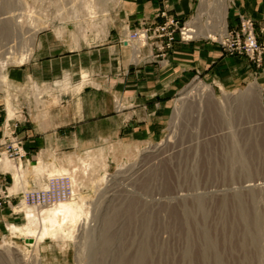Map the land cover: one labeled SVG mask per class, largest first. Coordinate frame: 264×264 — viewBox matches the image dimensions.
<instances>
[{
  "label": "rangeland",
  "instance_id": "rangeland-1",
  "mask_svg": "<svg viewBox=\"0 0 264 264\" xmlns=\"http://www.w3.org/2000/svg\"><path fill=\"white\" fill-rule=\"evenodd\" d=\"M125 1L133 0H0V90L7 89L8 70L30 60L40 33L64 27L85 37L91 31L101 34L119 17ZM157 1L160 18L170 0ZM203 1L199 0L198 11ZM207 13L201 17L203 28L210 19L212 33L221 32L215 10ZM4 25L9 29L5 36ZM199 82L211 85L219 99L227 93L229 102L200 100L194 94ZM254 82L264 102V75H256ZM251 83L228 90L204 80L192 81L176 97L169 126L159 140L101 173L86 163L80 176L72 178L75 197L63 201H78L86 214L91 204L96 205L97 222L85 228L81 225L79 231L64 235V240L51 238L31 246L23 235L30 226L27 208L51 205L27 203L23 194L12 204H4L0 208V251L14 243L43 264H134L141 254L140 264H264V110L258 103L243 100ZM178 109L179 120L175 121ZM5 159L12 167H5ZM1 160L5 171L19 169L23 176L7 155ZM249 181H261V185L246 190ZM47 187L48 183L43 189ZM105 212L113 222L110 229L105 226V232L121 229L120 242L110 248L113 256L104 258L108 263L98 255L103 252L99 237ZM14 226L20 232H13ZM250 233L259 235L260 244L253 243ZM205 237L211 246H205ZM11 260L2 262L39 264L34 257L27 262Z\"/></svg>",
  "mask_w": 264,
  "mask_h": 264
},
{
  "label": "crops",
  "instance_id": "crops-1",
  "mask_svg": "<svg viewBox=\"0 0 264 264\" xmlns=\"http://www.w3.org/2000/svg\"><path fill=\"white\" fill-rule=\"evenodd\" d=\"M228 2L229 26L243 13L264 24V0ZM159 5L157 0L125 1L119 17L98 35L47 29L39 34L30 60L8 70L7 89L0 90V142L14 132L23 153L11 159L23 176L0 164L11 204L23 193L46 187L56 172L72 179L87 163L101 173L159 140L176 97L198 72L204 81L228 90L262 76L247 56L226 54L218 42L203 37L178 40L165 58L155 57L149 46L135 58L121 41L124 30L162 21ZM168 6L185 23L206 7L201 4L198 11L199 0H170Z\"/></svg>",
  "mask_w": 264,
  "mask_h": 264
},
{
  "label": "built area",
  "instance_id": "built-area-1",
  "mask_svg": "<svg viewBox=\"0 0 264 264\" xmlns=\"http://www.w3.org/2000/svg\"><path fill=\"white\" fill-rule=\"evenodd\" d=\"M160 18L162 21L152 25L124 30L122 43H126L133 51L139 48L137 56L140 55L143 47L149 46L155 51V57L165 58L178 40L193 41L203 37L218 42L226 54L247 56L254 63L258 74L264 75V24L258 26L254 19L240 15L238 23L233 26L227 24L226 30L198 36L196 28L189 27L188 23L182 22L166 6L161 11ZM202 80L200 72L193 79V81ZM116 107L121 108L118 101ZM6 126L10 127L9 123ZM11 135L14 136V132ZM13 136L9 141L0 142V159L4 155L10 159L23 157L22 147L16 143ZM7 189L5 183L0 181V208L6 203L11 204L12 194ZM23 195L27 203L37 206L53 205L61 200L74 198L75 189L69 175L63 174L49 178L46 189L29 191Z\"/></svg>",
  "mask_w": 264,
  "mask_h": 264
},
{
  "label": "bare ground",
  "instance_id": "bare-ground-1",
  "mask_svg": "<svg viewBox=\"0 0 264 264\" xmlns=\"http://www.w3.org/2000/svg\"><path fill=\"white\" fill-rule=\"evenodd\" d=\"M204 1H206V0H204ZM204 1L201 4H202V6H206V7L202 8L200 13L198 12L197 17L194 18L193 20H191L188 23V26L192 27V28H196L198 36H201V35L204 36L207 33L212 32V30H211L212 22L210 21V19H209V22L206 23V27H207V29H206V27L203 28V26L201 24V17L205 16L206 13L210 9L213 8L215 10L216 15L219 16V20H220V24H221L219 26H221V30L222 31L226 30V27H227L226 17H227V13H228L227 0H211V2H209L210 0H207L206 2H209V3H206ZM204 20H206V19H204ZM7 25H4V27L2 26L4 28L2 35H4V36L7 35L9 32ZM136 50L137 51H134L135 58L138 57L137 55H138L139 48H137ZM194 94L200 100L203 99L207 102L209 101V103L210 102H212V103L219 102V104H222V105H226L227 101H228L227 98L228 99L230 98L229 95H227V93H225L224 97L219 99L216 96L213 87L211 85L205 83V82H199L197 84V86L195 87ZM242 97H243V100L246 99V100H249V101L251 100L255 103H258L261 106V108L264 110L262 90L257 83H255V82L252 83L247 88L246 92L244 93V95ZM178 112H179V109L175 110V113H174V120L175 121H177V119L179 120ZM0 161L2 162L3 160L0 159ZM5 161H6V159H5ZM4 163H5L6 168L10 167L9 161H6ZM16 176H17V180H18L21 177V173L18 172ZM53 176H58V175H53ZM104 178H106V176ZM260 182L256 183V182H250L249 181V182L245 183L244 187L246 188V190L249 189L251 191V190L255 189L256 187H258L259 185H261ZM256 196H258V195H256ZM237 197H239V196L237 195ZM198 204L200 207H202L201 200H198ZM99 206H100V204H99ZM31 208L32 207L27 208V218H28V224L30 226H27L28 230L23 232V235L26 236V239H32V242H28V245H31V246H35V245L39 244L40 242L47 240V239H51V238L56 239V240H60V239L64 240L65 239L64 235H68V234L72 235L73 231L74 232H75V230L79 231L81 228V225H82V228H85L86 225L91 226V225L96 224V222H97L96 218L98 217L97 216L98 215V213H97L98 208L96 205L94 206V204L93 205L91 204V210L89 211L88 214H86V213H84L83 207L80 205V203L78 201L66 203V201L61 200V201H59V202H57V203H55L49 207H46L44 209L42 208V209L36 210L34 208H32V209ZM107 215H108V212H105L104 215L102 216V220H101L103 228L100 229L102 231H100L101 235L99 237V242H100V245L102 246L101 251H103V252L98 254L99 256L103 257V261L105 263H108V260L104 259V258L109 257V256H111V257L113 256L112 252L110 253V250H111L110 248H112L116 242L118 243L121 240V229L114 231V233H112L111 231H107V230L105 232V226L107 225V227L110 229L111 225L113 224V222L108 219L109 216H107ZM245 219H246V216H245ZM248 222H249V220H248ZM34 225H38L39 227L41 226V228L40 229H38L39 227H36V229L31 228ZM12 231L13 232H17V231L20 232V227L14 226ZM250 236L251 237L253 236L251 238V240H253V243L258 242L260 244L259 240L261 241V239H259V235H257V234L252 235L251 234V235H249V237ZM73 237L75 239V233H74ZM204 240L206 242L205 246H211L212 245V241L210 240V238L205 237ZM8 245L9 246L6 247L5 250L0 251V264H4L5 259L8 258L11 260V258H13V257L19 259L20 262H24V261L27 262L32 257H34V260L36 258L35 261H37L39 264H43V263H40L39 257H35L34 254L26 255V253L23 251V249L19 245L14 244V243L13 244L9 243ZM253 245H255V244H253ZM256 254H257V251H256ZM143 258H144V255H142V254L139 256L137 255L136 259L134 260L135 262L133 261V263L134 264L135 263L140 264V263H142ZM2 259H4L3 262H2Z\"/></svg>",
  "mask_w": 264,
  "mask_h": 264
},
{
  "label": "water",
  "instance_id": "water-1",
  "mask_svg": "<svg viewBox=\"0 0 264 264\" xmlns=\"http://www.w3.org/2000/svg\"><path fill=\"white\" fill-rule=\"evenodd\" d=\"M27 242H32V239H26Z\"/></svg>",
  "mask_w": 264,
  "mask_h": 264
}]
</instances>
